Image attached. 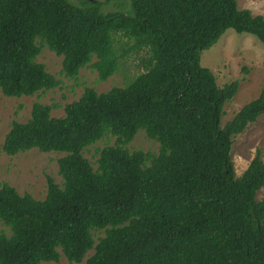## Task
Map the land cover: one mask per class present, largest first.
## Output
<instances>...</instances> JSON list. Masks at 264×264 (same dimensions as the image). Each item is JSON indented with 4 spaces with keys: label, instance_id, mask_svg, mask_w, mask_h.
<instances>
[{
    "label": "trees",
    "instance_id": "1",
    "mask_svg": "<svg viewBox=\"0 0 264 264\" xmlns=\"http://www.w3.org/2000/svg\"><path fill=\"white\" fill-rule=\"evenodd\" d=\"M114 5L103 13L102 6ZM264 46V17L237 0H0V92L32 96L60 84L36 61L43 46L76 79L92 67L101 81L118 68L115 36L143 52L142 70L104 92L85 87L67 103L34 102L13 121L2 150L63 152L61 183L46 178L36 199L0 183V264H264V159L259 149L240 175L233 137L264 115V91L221 123L238 81L218 86L200 54L227 30ZM264 65V55L262 59ZM156 154L129 150L138 130ZM110 135L95 167L86 147ZM101 234L94 237L95 231Z\"/></svg>",
    "mask_w": 264,
    "mask_h": 264
},
{
    "label": "rangeland",
    "instance_id": "2",
    "mask_svg": "<svg viewBox=\"0 0 264 264\" xmlns=\"http://www.w3.org/2000/svg\"><path fill=\"white\" fill-rule=\"evenodd\" d=\"M73 4H80L83 0H70ZM240 9L247 8L255 15L264 17V0H237ZM114 10V5L107 3L102 6L103 13ZM133 43L121 35L115 36V49L118 54L117 71L105 81L97 77L96 71L85 66L80 69L76 79H69L61 73L62 56H57L47 46L41 48L36 61L42 63L46 70L53 74L60 84L50 90L32 96L7 97L0 92V183L7 182L15 187L18 193H29L36 199H43L46 195V178L51 176L56 182L61 183V176L57 172V159L64 155L63 152L39 151L37 148L7 155L2 150L5 134L10 129L13 121L25 122L30 116L34 102L44 104H57L52 107V116H62L64 106L79 98L85 87H93L97 92H104L113 86H124L139 71L140 57L143 52H130L120 54L126 46ZM264 46L252 34L236 32L227 29L219 39L200 54V64L209 68L216 79L218 86L232 80L238 81V88L233 98L223 107L221 116L222 125L230 120L234 114L247 102L256 98L264 91V65L262 59ZM115 138L107 135L102 140L86 147L83 154L95 167L98 150L105 145H112ZM129 150H142L156 154L158 143L147 137L143 129L138 130L134 138L127 144ZM259 149L264 159V115L259 116L250 123L241 133L233 137L231 159L236 175H240L249 161ZM264 195V186L257 192V199ZM0 230L8 233V228L0 222ZM101 234L95 231L94 237ZM92 253L90 250L80 263L69 262L65 257H60L57 262H42L41 264H84L85 259Z\"/></svg>",
    "mask_w": 264,
    "mask_h": 264
}]
</instances>
